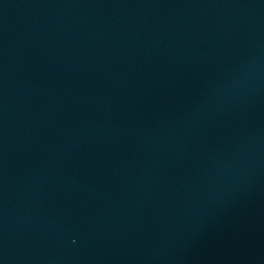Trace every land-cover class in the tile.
Segmentation results:
<instances>
[{"label": "water", "instance_id": "water-1", "mask_svg": "<svg viewBox=\"0 0 264 264\" xmlns=\"http://www.w3.org/2000/svg\"><path fill=\"white\" fill-rule=\"evenodd\" d=\"M0 264H264V0H0Z\"/></svg>", "mask_w": 264, "mask_h": 264}]
</instances>
